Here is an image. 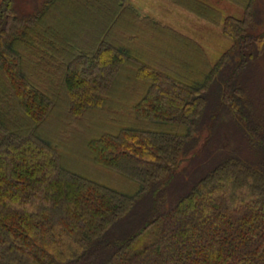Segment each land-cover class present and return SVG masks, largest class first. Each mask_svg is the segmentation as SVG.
I'll use <instances>...</instances> for the list:
<instances>
[{
	"label": "trees",
	"instance_id": "1",
	"mask_svg": "<svg viewBox=\"0 0 264 264\" xmlns=\"http://www.w3.org/2000/svg\"><path fill=\"white\" fill-rule=\"evenodd\" d=\"M56 1L0 0V264H264V0H228L243 14L223 18L232 44L202 72L103 35L82 52L52 28ZM105 1L69 3L118 18ZM120 70L134 102L86 143L115 187L64 167L41 129L61 98L71 115L103 109Z\"/></svg>",
	"mask_w": 264,
	"mask_h": 264
},
{
	"label": "rangeland",
	"instance_id": "2",
	"mask_svg": "<svg viewBox=\"0 0 264 264\" xmlns=\"http://www.w3.org/2000/svg\"><path fill=\"white\" fill-rule=\"evenodd\" d=\"M45 1L14 0L19 14L40 9ZM198 1L205 2L218 14L211 11L208 16H203L194 11V6L187 0H121L117 2L118 6L115 5L119 14L117 18L110 14L109 0L105 4L110 8L58 0L49 9L48 20L52 21L54 30L61 32L60 40L87 54L95 49L90 48L97 40L105 36L104 39L120 45H130L131 53L142 60L164 63L179 71L202 72L232 44V40L223 33V18H240L243 8L228 0ZM261 65L264 73V59ZM113 83L103 109L89 111L85 115H71L67 110V100L59 99L41 132L59 143L64 167L122 187L125 180L93 164L86 150V143L92 136L108 129L111 124L124 121L126 111L134 102L131 100L133 83L123 77V71L120 70Z\"/></svg>",
	"mask_w": 264,
	"mask_h": 264
}]
</instances>
